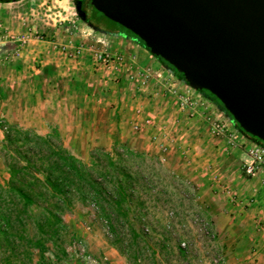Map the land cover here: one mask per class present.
Here are the masks:
<instances>
[{"label": "rangeland", "instance_id": "374dc122", "mask_svg": "<svg viewBox=\"0 0 264 264\" xmlns=\"http://www.w3.org/2000/svg\"><path fill=\"white\" fill-rule=\"evenodd\" d=\"M75 9L74 0H22L0 15V76L10 74L18 63L20 79L36 83L42 77L45 83L43 97L32 101L33 114L24 113L29 102L25 108L26 102H19L22 111L17 117L33 126L22 129L39 135L56 130L61 144L85 163L92 152L109 151L114 143L157 158L161 177L170 173L175 178L172 188H167L173 193L171 199L161 196L149 205L146 224L152 236L160 241L163 232L171 233L170 250L162 253L160 264H225L203 209V193L207 192L205 198L218 189L210 185L216 179L207 180L217 171L207 161L218 159L222 141L225 154L234 147L245 154L253 141L137 43L94 31ZM92 15L108 24L100 15ZM95 53L107 54L108 62L98 63ZM43 69H50L44 77ZM181 96L191 98V105L181 107ZM2 123L6 124L0 118ZM216 124L225 125V130L218 133ZM2 135L0 128V142ZM6 178L0 158V181ZM64 218L65 223H85L93 237L108 243L104 224L92 222L88 210L76 206ZM64 242L69 244L67 238ZM182 242L189 246L186 260L176 251ZM75 248L79 253L85 250L77 244ZM99 264L105 263L99 260Z\"/></svg>", "mask_w": 264, "mask_h": 264}, {"label": "trees", "instance_id": "16d2710c", "mask_svg": "<svg viewBox=\"0 0 264 264\" xmlns=\"http://www.w3.org/2000/svg\"><path fill=\"white\" fill-rule=\"evenodd\" d=\"M75 10L82 19L78 7ZM120 29L126 39L144 49L134 35ZM154 58L186 85L171 66ZM49 71L43 69V74ZM75 89L79 92L80 85ZM197 93L264 149L257 139L241 132L214 96L206 91ZM0 128V158L7 175L0 181V264H75L67 248L72 239L64 217L76 206L88 210L92 222L104 224L108 244L128 264H160L162 253L170 250L171 233L163 232L160 241L152 236L146 224L150 223L149 205L161 196L171 199L173 193L167 188H172L175 178L170 173L161 177L157 158L114 143L109 151L92 152L85 163L61 144L56 130L39 135L4 123ZM66 238L69 244L64 242ZM176 251L186 260L189 246L178 243Z\"/></svg>", "mask_w": 264, "mask_h": 264}, {"label": "water", "instance_id": "95a60500", "mask_svg": "<svg viewBox=\"0 0 264 264\" xmlns=\"http://www.w3.org/2000/svg\"><path fill=\"white\" fill-rule=\"evenodd\" d=\"M90 5L171 66L190 89L214 96L241 132L264 146V0H90Z\"/></svg>", "mask_w": 264, "mask_h": 264}, {"label": "crops", "instance_id": "0c3cea01", "mask_svg": "<svg viewBox=\"0 0 264 264\" xmlns=\"http://www.w3.org/2000/svg\"><path fill=\"white\" fill-rule=\"evenodd\" d=\"M21 1L0 3V15L2 16L3 10L7 7ZM137 46L141 51H145L141 46ZM18 67V63L14 64L10 74L4 72L0 76V118L8 126L32 129L33 126L23 123L21 118L17 117L18 113L20 117L22 111V103L19 102L21 100L26 102L24 108L29 102L30 107L25 108L24 113L33 114L32 101L37 97H43L45 83L42 77H39L36 83L33 79L30 81L20 79L17 75ZM73 86L77 88V83ZM4 105L7 106L5 111L2 109ZM2 138L3 135L1 140ZM223 143L224 141L222 146H217L220 153L218 159L207 161L210 166L216 165L214 171L217 169L215 175H208L207 180L216 179V183H209L216 184L211 187L218 189L211 194L208 193L205 198L203 195L207 192L202 195L205 217L217 235L215 242L217 254L223 257L225 264H264V175L260 172L252 176L245 175L242 166L248 163L246 153L234 147L225 154ZM238 200L240 201L237 202ZM239 204L241 207H237ZM84 224L65 223L69 232L68 238L72 239L68 251L73 254L75 264H85L75 248L76 244L77 247L84 246V254L96 262L100 260L105 264H127L125 258L107 242H100L93 237L89 233L90 228L84 227Z\"/></svg>", "mask_w": 264, "mask_h": 264}, {"label": "built area", "instance_id": "2783aa9c", "mask_svg": "<svg viewBox=\"0 0 264 264\" xmlns=\"http://www.w3.org/2000/svg\"><path fill=\"white\" fill-rule=\"evenodd\" d=\"M95 60L99 63H105L108 62L107 58L108 55H103V53H95L94 55ZM180 101L181 107L184 106H189L191 105L190 100H192L191 98H187V97H179L178 99ZM145 124H149V121H145ZM135 130L138 129V126H135L134 128ZM215 129L219 132H223L225 130V125H221V124H216L215 125ZM232 140H236V136L232 135ZM247 157H248V163L245 165V173L247 175H253L255 173L256 170H260V172L264 175V149L262 147H260L259 145H257L254 142L249 143V148L247 150L246 153ZM83 261L85 262V264H99V262H96L94 259H92L91 257H89L88 255L84 254V250H81L80 253Z\"/></svg>", "mask_w": 264, "mask_h": 264}, {"label": "flooded vegetation", "instance_id": "af4514ba", "mask_svg": "<svg viewBox=\"0 0 264 264\" xmlns=\"http://www.w3.org/2000/svg\"><path fill=\"white\" fill-rule=\"evenodd\" d=\"M75 8L78 7L80 14L82 15L83 20L78 16V18L85 23L89 28L93 29L94 31L113 38H121L123 40H129L126 39L127 35L125 32H123L119 26L116 24L106 20L105 18H102L104 21H106L108 24H104L102 20H99L98 18H94L92 15V12L95 10L90 5V0H74ZM96 12V11H95ZM94 12V13H95ZM96 14L100 15L96 12ZM110 22V23H109ZM118 28V29H117ZM132 41V40H129Z\"/></svg>", "mask_w": 264, "mask_h": 264}]
</instances>
